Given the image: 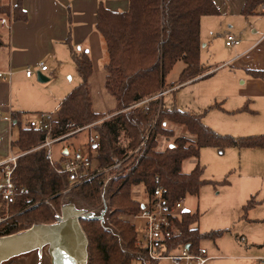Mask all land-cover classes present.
Here are the masks:
<instances>
[{
  "label": "trees",
  "instance_id": "obj_1",
  "mask_svg": "<svg viewBox=\"0 0 264 264\" xmlns=\"http://www.w3.org/2000/svg\"><path fill=\"white\" fill-rule=\"evenodd\" d=\"M124 11H112L99 3L95 28L103 38L107 54L104 87L115 106L104 114L93 109L89 78L92 62L87 50L78 51L67 40L79 82L60 100L52 113L49 129L25 122L23 113L11 114L17 135L11 139V149L21 154L16 159L12 180L17 198L4 200L0 196V237L20 234L36 224H50L62 213L63 190L69 189L86 205L102 203V191L111 209L107 224L98 217L80 216L79 225L87 238L86 264H158L144 260L145 253L136 245V230L129 219L141 210V202L132 197V187L141 184L146 193L159 184L172 201L187 194L196 195L211 180L202 177L198 163L189 171H181L183 160L198 157L201 147H213L219 152L227 147H264V133L234 137L214 131L202 122V115L166 105L161 92L199 79L209 70L200 61V19L215 15L213 0H127ZM264 0H245L241 13H261ZM13 20H25L20 3L0 5V15ZM1 43V42H0ZM184 63L178 78L166 82V76L178 62ZM264 77V71H251ZM213 107V106H210ZM244 108L238 109V111ZM109 116V117H108ZM185 126L195 139L176 135L168 123ZM91 124L95 142L88 145L91 178L72 184L64 171H57L65 153H59L50 163L45 148H36L47 136L57 137L78 127ZM158 136L173 138L172 146L157 149ZM69 137V136H68ZM67 137L59 140L64 141ZM119 162V170L109 169ZM97 169H102L96 173ZM158 176L159 181H155ZM251 197L243 212L255 205ZM177 241L195 246L202 239H215L226 229L201 233L194 223L198 212L184 211ZM0 264H14V259Z\"/></svg>",
  "mask_w": 264,
  "mask_h": 264
},
{
  "label": "crops",
  "instance_id": "obj_2",
  "mask_svg": "<svg viewBox=\"0 0 264 264\" xmlns=\"http://www.w3.org/2000/svg\"><path fill=\"white\" fill-rule=\"evenodd\" d=\"M213 1L218 13L200 19V61L209 70L205 76L184 83L203 81L200 94L206 107L199 114L203 119L207 112L214 111L218 127L208 124L219 133L234 137L262 134L264 77H255L250 72L264 71V3L261 13L243 15L245 0ZM18 3L26 12L25 20L0 15L8 20V25L0 23V73L3 74L0 76V159L12 153L10 141L15 138L16 128L11 120L13 112H24V121L33 123L26 121L29 113L40 117L52 114L48 112L54 111L79 82L67 40L76 50H87L91 59L89 86L93 109L104 114L113 110L115 101L104 87L107 54L103 38L95 28L96 12L99 3L112 11H124L128 7L127 0H0V5L10 7ZM227 35L235 36L240 42L227 46ZM39 61L47 65L46 70H37ZM26 67L33 68L36 76L41 72L47 81L40 82L33 73L26 76ZM170 90L160 94L164 97ZM216 151L220 155L227 153L226 168L237 175L240 217L251 224L264 221V147H227ZM222 182L229 183L226 178ZM251 197L255 205L243 212L242 206ZM183 210L188 209L183 206ZM260 236L255 244L263 246L264 230ZM257 260L264 263V257Z\"/></svg>",
  "mask_w": 264,
  "mask_h": 264
},
{
  "label": "rangeland",
  "instance_id": "obj_3",
  "mask_svg": "<svg viewBox=\"0 0 264 264\" xmlns=\"http://www.w3.org/2000/svg\"><path fill=\"white\" fill-rule=\"evenodd\" d=\"M183 66L184 63L178 61L166 76V82L176 81ZM33 74L37 79L36 74ZM48 78L51 79V77ZM202 82L184 83L178 86L179 88L174 93L164 96L165 104L175 105L179 109L194 113H203L206 104L200 94ZM108 94L111 96L110 93ZM50 112L52 113L53 110L48 113ZM30 120H33L35 126H40L42 117L31 112L26 117V121ZM202 122L219 133L208 124L211 123L215 126L217 124L214 111L207 112L203 116ZM168 126L174 129L177 136L184 135L194 141L195 137L186 130L185 126L171 122L168 123ZM16 134L17 130L14 127L13 137H16ZM89 135H93V130L84 128L67 137L64 141L56 142L53 145L55 155L59 154L61 147H68L72 151L80 150L87 155L88 145L86 142ZM157 140V149H164L168 144L172 146L173 138L166 139L163 136H158ZM11 152L16 154L13 149H11ZM225 154L220 155L215 148L205 146L200 148L199 157H189L183 160L181 171L189 172L198 162L204 169L202 176L216 183L203 185L196 195L187 194L182 204L190 211H198L199 217L193 226L198 228L199 232L204 233L227 228V231L216 239L207 238L200 241V244L207 249V254L211 257L206 264H262L257 258L264 257V244L260 246L255 243L261 239L260 235L264 230V221L251 224L240 217L241 209L237 203L238 182L235 181L237 175L233 172L234 170L229 171V168H226L229 164L224 161ZM120 168L119 162H117L109 169L119 170ZM225 178L229 183L222 182ZM131 193L134 199L140 202L145 200L146 192L141 184L133 186ZM62 194L64 198L59 220L72 214H80L86 217H98L101 223L107 224V216L111 209L105 198V190L101 194L102 203L97 204L95 207L86 205L68 188L63 190ZM132 215H122V217L129 219L132 223ZM20 236L7 239L8 242L5 243L3 248L1 244L5 238L0 237V251L7 249L9 252L8 256H4L0 262H7L12 258L14 264H51L48 244L44 243L33 247L23 246V248L18 249L17 246L20 242L27 241L24 237L20 239ZM37 239L34 241H37Z\"/></svg>",
  "mask_w": 264,
  "mask_h": 264
},
{
  "label": "built area",
  "instance_id": "obj_4",
  "mask_svg": "<svg viewBox=\"0 0 264 264\" xmlns=\"http://www.w3.org/2000/svg\"><path fill=\"white\" fill-rule=\"evenodd\" d=\"M0 23L8 25L5 17L0 18ZM240 42L233 35H227L225 44L227 46L236 45ZM47 65L43 61L37 63V70L44 71ZM34 73L33 68L26 67L25 75L30 76ZM10 74V72H9ZM3 74L0 73V76ZM41 125L49 129L51 114H42ZM12 120V119H11ZM91 124L78 127L63 135L57 137L47 136L45 141L36 148H45V157L52 163L56 160L53 145L64 137L76 134ZM95 142L93 135H89L86 144ZM59 153H65L66 157L62 160L60 168L57 171L67 173L69 181L74 184L88 180L94 174H91V162L87 156L80 150H70L68 147H61ZM21 154L11 153L6 159H0V196L4 200H14L17 198V190L12 180V172L15 167L16 159ZM102 169H97L96 173ZM158 182V176H155ZM183 199L172 202L163 192L162 187L157 184L150 193H146L145 200L141 202V210L132 215V224L136 230V245L145 253L144 260H154L158 264H205L209 259L207 249L199 244L195 246L188 243L177 241L182 230L180 228L183 220ZM142 205V207H141ZM138 264H143L139 261ZM264 264V263H262Z\"/></svg>",
  "mask_w": 264,
  "mask_h": 264
},
{
  "label": "water",
  "instance_id": "obj_5",
  "mask_svg": "<svg viewBox=\"0 0 264 264\" xmlns=\"http://www.w3.org/2000/svg\"><path fill=\"white\" fill-rule=\"evenodd\" d=\"M37 79L40 82L47 81L41 72H37ZM80 216V214H72L54 223L36 224L20 234L2 237L5 239L1 246L4 247L8 242L7 239L18 238L21 235L20 239L24 237L27 241L20 242L17 246L18 249L23 246L33 247L39 244H48L51 264H86L87 238L79 225L78 218ZM33 239H37V241ZM8 253L7 249L1 250L0 260L4 256H8Z\"/></svg>",
  "mask_w": 264,
  "mask_h": 264
}]
</instances>
